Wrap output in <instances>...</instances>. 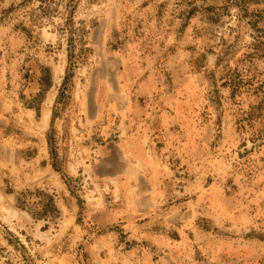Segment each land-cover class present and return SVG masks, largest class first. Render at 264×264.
<instances>
[{"label": "rangeland", "instance_id": "obj_1", "mask_svg": "<svg viewBox=\"0 0 264 264\" xmlns=\"http://www.w3.org/2000/svg\"><path fill=\"white\" fill-rule=\"evenodd\" d=\"M263 30L264 0H0V264H264Z\"/></svg>", "mask_w": 264, "mask_h": 264}, {"label": "trees", "instance_id": "obj_2", "mask_svg": "<svg viewBox=\"0 0 264 264\" xmlns=\"http://www.w3.org/2000/svg\"><path fill=\"white\" fill-rule=\"evenodd\" d=\"M259 24V22H257ZM263 34L262 36H260V38L257 40V42L254 44V48L256 50V53L259 54L260 56H264V30L262 31ZM259 37V36H258ZM264 86V83L261 84L260 89H262ZM264 108V94H263V98L261 100L260 105L257 107V109H261ZM255 112H253L252 114L254 115ZM250 120V119H248ZM39 194H43L41 192H38ZM30 194H32V192H30ZM27 195H24L23 197H25ZM43 215H48L49 213L55 214L57 213V210L55 208L54 205V200L49 197V201H48V205L46 206V208H44L41 212Z\"/></svg>", "mask_w": 264, "mask_h": 264}]
</instances>
